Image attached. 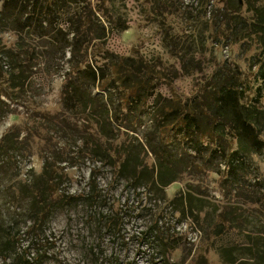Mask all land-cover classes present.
<instances>
[{
    "label": "rangeland",
    "instance_id": "obj_1",
    "mask_svg": "<svg viewBox=\"0 0 264 264\" xmlns=\"http://www.w3.org/2000/svg\"><path fill=\"white\" fill-rule=\"evenodd\" d=\"M8 1L0 0V264H264V132L236 139L209 117L212 79L232 74L239 90L249 85L244 103L261 108L264 126L261 40L229 26L226 0H59L55 20L73 29L91 19L96 32L102 23L104 49L170 78L132 106L127 91L98 77L73 98L71 52L15 30ZM239 5L242 23L251 16ZM103 48H90L89 60L102 66ZM168 107L178 114L165 115ZM194 107L206 114L175 118Z\"/></svg>",
    "mask_w": 264,
    "mask_h": 264
},
{
    "label": "trees",
    "instance_id": "obj_2",
    "mask_svg": "<svg viewBox=\"0 0 264 264\" xmlns=\"http://www.w3.org/2000/svg\"><path fill=\"white\" fill-rule=\"evenodd\" d=\"M232 1L226 0L225 2L224 18L226 22L232 28L242 26L243 30H245V33L242 34L243 38H248L251 35L256 38L257 35L259 40H261V58H259L260 62L256 63V66H258L256 70L257 81L260 82L256 88V93H259L264 91V0H243L247 13L251 17L242 23L237 21L240 16L238 11L240 8L239 0L237 2ZM58 3L59 0H44L43 3L40 0H9L4 5L3 14L8 13L13 18L12 27L20 33H33L38 39H49L50 44H53L52 47L56 48L55 45H57L63 47L65 51L68 49L71 52L72 57L68 61L70 65L69 77L70 82H72V85H69V94L72 93L73 98H81L79 92L82 90L80 89L82 88L85 93L87 89H91L95 85L98 77L103 88H120L119 90L123 95L127 91L124 98L125 100L127 99L129 106H132L134 103L137 105L139 101H142V97H145L146 92H151L161 79H170L162 71L157 70L156 65L151 66L142 60L135 62L129 57H117L107 49H104L102 46L107 40V30L102 23L97 32L93 31L92 20L90 19L89 23H86V18L78 21L79 24L73 29H70V25H72L70 23H65L67 25L65 27L62 21L55 20L62 14L59 11H53ZM71 6L72 3H68L63 7L71 9ZM1 15L2 11H0V24H3ZM3 18L5 19L6 15ZM212 19L214 26L219 24L218 17L214 16ZM221 20H223L222 16ZM80 23H85L90 28L86 26L83 28ZM90 48L98 49V51L103 48L104 51L100 54L106 62L102 66L97 65L95 59L89 60L88 53ZM216 76L212 79L214 83L211 85V90L214 92L212 96L215 100L210 107H213V114L209 116L214 126L218 127L226 122L230 126V134L236 139L238 136L239 138L243 136L247 138L249 130L256 131L257 136L259 133H263L264 126H259L261 124V108H257L254 113L250 108L251 105L254 106L253 100H251L250 106L244 103V94L250 90L249 85L245 83L242 89L239 90V86L236 84L238 78L234 75H225L223 73L218 77ZM75 84L77 85L74 86ZM134 94L135 97H133ZM66 96L64 98L67 99ZM82 106L84 107L82 112L86 113L88 104L84 102ZM70 108H74V105ZM194 109L195 115L192 110L185 114H179L180 117L175 118L178 121L184 120L188 124L194 121L192 118H196V114H206L205 110L201 111L198 107H194ZM174 111L168 107L165 115L172 116ZM177 112L176 110L173 116ZM196 128L199 129V125ZM236 130H239L238 134H236ZM241 130L243 134L240 133ZM258 139L264 143V139H261V134ZM54 190L55 188L52 186V198Z\"/></svg>",
    "mask_w": 264,
    "mask_h": 264
}]
</instances>
